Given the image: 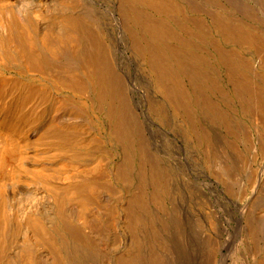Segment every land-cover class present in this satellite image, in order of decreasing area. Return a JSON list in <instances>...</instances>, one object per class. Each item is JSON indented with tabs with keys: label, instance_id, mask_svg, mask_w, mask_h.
<instances>
[{
	"label": "bare ground",
	"instance_id": "obj_1",
	"mask_svg": "<svg viewBox=\"0 0 264 264\" xmlns=\"http://www.w3.org/2000/svg\"><path fill=\"white\" fill-rule=\"evenodd\" d=\"M0 264H264V0H0Z\"/></svg>",
	"mask_w": 264,
	"mask_h": 264
},
{
	"label": "rangeland",
	"instance_id": "obj_2",
	"mask_svg": "<svg viewBox=\"0 0 264 264\" xmlns=\"http://www.w3.org/2000/svg\"><path fill=\"white\" fill-rule=\"evenodd\" d=\"M12 72V70L10 71V73ZM13 74V72H12ZM35 105V106H33ZM37 106V102L36 101H33L32 103H30L28 106H27V111L25 113L30 114L34 109L35 107ZM31 107V108H30Z\"/></svg>",
	"mask_w": 264,
	"mask_h": 264
}]
</instances>
